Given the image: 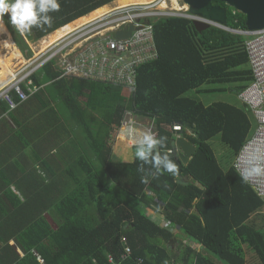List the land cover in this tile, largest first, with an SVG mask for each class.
Instances as JSON below:
<instances>
[{
	"label": "trees",
	"instance_id": "1",
	"mask_svg": "<svg viewBox=\"0 0 264 264\" xmlns=\"http://www.w3.org/2000/svg\"><path fill=\"white\" fill-rule=\"evenodd\" d=\"M113 1L58 0L59 11L49 13L51 26H33L24 33L11 25L7 14L1 22L17 54L30 56L25 37L40 39ZM212 4L224 6L217 0ZM176 8L188 9L185 4ZM226 26L247 29L245 17L230 7ZM154 37L158 58L138 68L135 90L62 76L52 63H47L31 75L38 87L36 92L29 94L23 86L29 94L26 100L20 102L16 92L9 93L18 104L32 103L29 106L35 114L40 113L42 140L52 144L50 156L55 157V164L46 159L43 166L47 170L45 179H56V196L50 200L54 204L55 224H49L43 213H35L25 218L24 227L0 228V264H111L110 254L116 264H217L189 246L182 250L181 260L174 255L168 243L180 233L198 240L207 253L225 264H252L246 259V248L253 252L256 264H264V228L255 227L250 219L257 212L264 213V201L232 164L226 171L222 169L210 143L218 136L224 158L227 162L234 160L253 127L249 111L245 106L227 102L206 105L187 96L192 90L212 91L202 88L208 84H233L231 89L237 94L244 89L251 81L249 68L240 69L248 62L245 39L216 26L200 32L191 20L182 17L156 20ZM48 86H54L64 100L69 111L65 120L49 107ZM9 109L1 97L0 114ZM127 109L151 118L158 136L168 137L162 151L172 150L178 174L155 177L149 174L147 165L142 173L138 171L141 162L135 159L133 147L117 140L114 148V132ZM176 123L196 147L187 164L180 162L174 150L172 126ZM186 124L194 130L193 134L186 132ZM230 182L241 185L244 195L240 200L226 189ZM13 205L15 211L4 215L18 223V211L27 205ZM153 209L161 210L167 226H160L147 216L146 212ZM11 239L22 255L9 243ZM125 246L131 254L120 260ZM34 253L42 258V263Z\"/></svg>",
	"mask_w": 264,
	"mask_h": 264
},
{
	"label": "built area",
	"instance_id": "2",
	"mask_svg": "<svg viewBox=\"0 0 264 264\" xmlns=\"http://www.w3.org/2000/svg\"><path fill=\"white\" fill-rule=\"evenodd\" d=\"M172 1L155 0L148 4L130 5L115 9L102 18L54 42H49L46 38L47 35L40 38L37 50L28 57L32 58L33 62L38 61L37 66L20 78L13 77L0 90V97L7 101L10 109L15 108L17 103L10 97L9 92H16L20 102L26 100L29 94L38 90V87L33 84L31 75L47 63H52L62 76L135 90L138 68L158 58V49L154 37L156 20L166 17H182L191 21L201 20L211 23L206 19L190 14L188 9L176 10ZM163 2L168 3L166 8L161 7ZM178 2L184 5L181 0ZM130 25L133 28L129 37L116 38L115 33L117 31ZM211 26L216 25L212 23ZM235 33L245 37L244 47L251 74L250 83L238 93V98L247 108L254 121L250 136L232 163L233 168L240 176V160L257 149L264 150V28L236 30ZM23 86L27 88L29 94L24 91ZM128 127H134L137 132L151 130L158 135L154 121L149 117L137 115L135 109H127L124 112L116 135L118 137L119 134H122L132 147L133 138L124 134V129ZM172 129L175 142L176 138L183 136V127L176 123ZM168 151L172 152V150ZM245 182L264 201V175L251 177ZM34 254L42 263V258L38 254ZM130 254V248L125 246L124 252L119 258L125 260ZM108 260L111 264H116L113 255L110 254ZM141 261L142 259L138 260V262Z\"/></svg>",
	"mask_w": 264,
	"mask_h": 264
},
{
	"label": "crops",
	"instance_id": "3",
	"mask_svg": "<svg viewBox=\"0 0 264 264\" xmlns=\"http://www.w3.org/2000/svg\"><path fill=\"white\" fill-rule=\"evenodd\" d=\"M247 64L248 62L242 65L240 69L242 70L248 69ZM234 84H238V83H234ZM213 85L220 86L226 84H213ZM228 85L230 86L211 87V84L210 85L208 84L205 87L202 86V88L203 89L209 88L212 89V91L206 90L203 91L202 93L217 91L220 88H221L220 91L226 89L229 90L232 88V86H234L233 84H228ZM1 88L2 86L0 87V90ZM233 91L235 90L233 89ZM11 92L12 91H10L9 93ZM194 92L198 93L197 91L192 90L187 93V96L195 97ZM9 95L11 97V94ZM29 105H32V103L22 102L18 104V106L15 109L13 110L9 109L8 112H4L0 114L1 116L0 118V228L1 229L24 227L26 226V224L24 223H26V220L28 219L29 215L30 214L33 215L35 213H39V214L43 213L45 218L48 219L49 224L50 223L55 224L54 219H52L53 216L55 217L54 204L51 205L50 200L51 198L54 200L56 196V188L54 183V180L56 181V179L52 180V182L50 178H48V180L45 179V174H47L46 172L47 170L43 166V162L46 159H48L46 160L48 161V163H50V161L52 160L53 164H55V157L50 156L53 151V148H51L52 144L46 139L42 140L44 131H41L42 121L40 118V113L35 114L34 109ZM242 106L244 105L241 103L238 107H242ZM252 129L248 137L250 136ZM186 132L191 135L188 128ZM220 145L221 146H219V148L223 149L224 147L222 146V144ZM215 155L218 159V155L216 152ZM230 165L231 162H227V159H225L224 161H222V163H220V166L225 171L230 167ZM180 179L187 181L189 180V178L187 177H180ZM225 187L227 190H229L231 195L235 194L239 198V200L241 199L242 194L244 195V193L240 190L241 185L239 187V183L230 182L227 185H225ZM227 190H224L225 193ZM15 196L18 197L19 202L16 201ZM24 199H26V201H24ZM13 203L27 205V206H22L20 211H18L17 209L18 213L21 214V216L18 215L19 217L18 223H17V219L16 220L8 219L4 215V212L11 213L12 211H15L13 210L14 208ZM42 204H44L47 207H41ZM225 207H226L225 205L222 206L224 215L226 213ZM227 207L231 208V206H227ZM148 212L151 214L149 216L150 219L155 221L160 226L163 227L167 226L168 223L164 218L161 210L153 209V210H148ZM263 217H264V213L262 211L257 212L253 214L252 217L250 218L253 219L251 223H254L255 227L264 228ZM250 219H248L246 222L249 223ZM224 222H226V219H224ZM171 228L174 229V232H177L178 234V231L174 227ZM175 241L176 239H172L169 242L170 243L169 245H171V243L173 242L175 243ZM9 243L13 246V248L18 254L22 255V251L15 245L13 239L9 240ZM177 244H178L177 246H180L179 248L175 246L174 249H172L171 246L170 248L174 255L178 257L180 256V260L183 258L181 257V252L185 246H189L191 249H193L194 252L197 253L203 252L205 255H207L206 250H204L202 244L198 242V240L193 238H187L181 233H180V241H178ZM246 252H247L246 253L247 261L250 260L252 264H256L254 260L255 258L254 259L252 258L253 252L247 250V248H246Z\"/></svg>",
	"mask_w": 264,
	"mask_h": 264
},
{
	"label": "clouds",
	"instance_id": "4",
	"mask_svg": "<svg viewBox=\"0 0 264 264\" xmlns=\"http://www.w3.org/2000/svg\"><path fill=\"white\" fill-rule=\"evenodd\" d=\"M59 9L58 0H0V21L7 14L11 25L17 31L26 32L33 26H51L52 17L49 13L57 12ZM124 134L133 138L134 157L141 162L138 171L145 172L147 165L149 174L155 177L163 173L173 176L178 174L179 169L171 152L162 151L167 147V136H158L151 130L137 132L134 127L125 128ZM240 164V176L244 181L264 175V150L257 149L248 154L240 160ZM171 232H174L173 229Z\"/></svg>",
	"mask_w": 264,
	"mask_h": 264
},
{
	"label": "water",
	"instance_id": "5",
	"mask_svg": "<svg viewBox=\"0 0 264 264\" xmlns=\"http://www.w3.org/2000/svg\"><path fill=\"white\" fill-rule=\"evenodd\" d=\"M188 6V12L201 19H206L211 23L201 20H193L192 23L196 30L203 31L211 26L213 23L217 27L227 30L229 32H236L226 26L227 7L242 14L245 17V26L248 30H259L264 28V0H217L224 3L222 5L212 4L213 0H181ZM132 26H128L123 30L115 33L116 38L124 39L130 36ZM190 133L194 130L186 124ZM174 150L181 163L187 164L195 153L196 147L186 138L178 137L174 142Z\"/></svg>",
	"mask_w": 264,
	"mask_h": 264
},
{
	"label": "rangeland",
	"instance_id": "6",
	"mask_svg": "<svg viewBox=\"0 0 264 264\" xmlns=\"http://www.w3.org/2000/svg\"><path fill=\"white\" fill-rule=\"evenodd\" d=\"M167 6H168V4L166 3L164 7H167ZM243 38L245 39V37H243ZM25 39H26V41L28 43L29 51L31 52L30 56H32L33 55V51L37 50L38 45H39V40H41V39H35L33 37H30V38L25 37ZM21 54H19V53L17 54L16 47H14V50L12 51V55L14 57V60L12 61V63H14L13 75L7 74V71L5 70L6 68L4 67V65L2 63H0V87L1 86L2 87L5 86V84H7L13 77L20 78L23 75H25L27 72H29L30 69H32L35 66H37L38 61L37 62H33L32 58H28L30 56H27L26 53L21 52ZM20 60H25V61L22 62V64H18V61H20ZM248 68H249V65H248ZM205 86L206 85H204L203 87H205ZM221 86L229 87L230 85H228V84L220 85V86L211 85V87H221ZM52 90H55V92H53ZM46 96H47L46 99H48L47 101L49 102L48 103L49 107H51L52 109L56 110L58 112V114H59L58 116H60V118L65 120L64 117L65 116H69V111L67 109L66 104L64 103V100H62V98L56 94V89H55L54 86H51V88H50V86L46 87ZM194 96L196 98L200 99L205 104H208V103L211 104L213 102H228V103H231V104L237 105V106H239L241 104V102L238 99V95L236 94L235 91H233V89H229V90L226 89V90H221V91L217 90V91H213V92H209V93H195L194 92ZM250 118H251V116H250ZM251 121H252V124L254 125L253 118H251ZM117 133H118V128L114 132V138L115 137L117 138V136H116ZM116 138L114 139V145H113L114 148L117 146L116 145L117 144ZM210 143H211L214 151L218 155L219 162L222 163V161L225 160V158H224L225 151L223 149L219 148V146H221L219 144L220 143L219 142V137L218 136L214 137L210 141ZM118 157H119L118 154L114 155L115 159L118 158ZM232 162H233V160L231 161V164H232ZM147 212H146V214L149 217L151 214L149 212L148 213ZM173 231H174V229H173ZM173 239H176L175 243L173 242L169 246H171L172 249H174V246L179 248L180 246H177L178 245L177 242L180 241V235H176V237L173 238ZM168 244H170V243H168ZM207 256H208V258H210L212 261H214L217 264H225L223 261L219 260L213 254L207 253Z\"/></svg>",
	"mask_w": 264,
	"mask_h": 264
},
{
	"label": "bare ground",
	"instance_id": "7",
	"mask_svg": "<svg viewBox=\"0 0 264 264\" xmlns=\"http://www.w3.org/2000/svg\"><path fill=\"white\" fill-rule=\"evenodd\" d=\"M153 1L155 0H115L110 4L99 7L95 9L94 11L90 12L89 14L83 15L82 17L76 20H73L72 22L58 28L51 34L47 35L46 38L49 42H54L76 30L81 29L83 26L87 24H90L102 18L103 16L112 12L115 9L124 8L130 5L148 4ZM165 4L166 2H163L161 4V7L166 8L164 7ZM172 4L176 10H180V8H176V7H180L178 0H173ZM13 50H14V47L11 44V39L9 38L8 32L4 28L2 22L0 21V63L4 65V67L6 68L5 70L7 71V74L9 75H13V72H14V63H12V61L14 60V57L12 55ZM24 61L25 60H20L18 61V64H22V62ZM117 140H121L126 145L131 146V144L126 141L125 137L122 134L118 135Z\"/></svg>",
	"mask_w": 264,
	"mask_h": 264
}]
</instances>
